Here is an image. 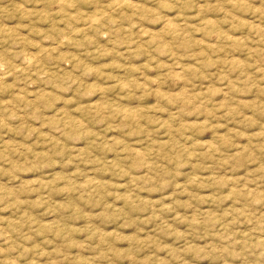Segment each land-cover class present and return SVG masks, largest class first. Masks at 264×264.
<instances>
[{"label":"rangeland","instance_id":"rangeland-1","mask_svg":"<svg viewBox=\"0 0 264 264\" xmlns=\"http://www.w3.org/2000/svg\"><path fill=\"white\" fill-rule=\"evenodd\" d=\"M261 4L0 0V264H264Z\"/></svg>","mask_w":264,"mask_h":264},{"label":"clouds","instance_id":"clouds-1","mask_svg":"<svg viewBox=\"0 0 264 264\" xmlns=\"http://www.w3.org/2000/svg\"><path fill=\"white\" fill-rule=\"evenodd\" d=\"M229 3H234L236 0H228ZM241 2H245V0H241ZM247 2H250V0H247ZM260 7L264 9V4H261ZM257 19H260V17H257ZM261 255H264V253H261Z\"/></svg>","mask_w":264,"mask_h":264}]
</instances>
